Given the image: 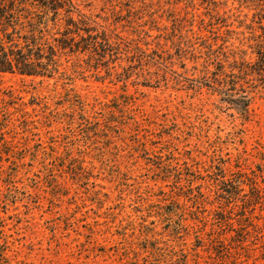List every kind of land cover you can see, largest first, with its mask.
Instances as JSON below:
<instances>
[{
  "label": "rangeland",
  "instance_id": "374dc122",
  "mask_svg": "<svg viewBox=\"0 0 264 264\" xmlns=\"http://www.w3.org/2000/svg\"><path fill=\"white\" fill-rule=\"evenodd\" d=\"M73 1L99 31H147L169 55L170 15L230 49L260 32L253 0ZM23 3L0 37L22 42L41 10ZM199 51L171 73L199 76ZM59 64L67 76L0 73V264H264V75L243 115L205 87L116 81L87 55Z\"/></svg>",
  "mask_w": 264,
  "mask_h": 264
},
{
  "label": "trees",
  "instance_id": "16d2710c",
  "mask_svg": "<svg viewBox=\"0 0 264 264\" xmlns=\"http://www.w3.org/2000/svg\"><path fill=\"white\" fill-rule=\"evenodd\" d=\"M38 2L41 8L40 13H37L38 18H33L36 15L34 12L32 16H30L32 13H27L28 33L21 35L22 42L15 41L8 35L4 38L0 37V73L18 72L27 76H53L54 73H58L67 76L66 70L59 69L61 54L87 55L89 68L97 71L100 66H105L107 75L114 77L116 81H127L135 74L137 78L145 80L144 86H150L149 84L154 80L159 84L163 81L165 85L171 82L173 86H185L194 91L205 87L220 95L222 102L234 107L243 115L247 114L249 104L254 97L256 88L254 90L253 88L256 85L251 87L253 80L264 75V2L259 3L258 0L253 2L258 9L256 15L259 17L257 22L260 32L256 28H250L252 31L251 36L247 38V48L238 46L230 49L226 45L229 41L227 38H221L219 44L216 40L212 43L207 38L196 36L190 29L193 19L187 24L178 23L175 17L170 15L173 31L169 40L176 55L165 54L167 50H159L160 43H157L158 48L150 49L148 47L150 43L146 40V36L149 35L144 30H136L137 38L123 36L113 31L108 32L106 29L99 31L98 25H89L87 21L89 18L80 14L73 0H38ZM27 5L29 8H26ZM35 5L23 3V0H0V25H21L23 11L33 10ZM62 10L66 13L65 25L52 33V30L59 25L51 27L48 24L50 22L57 24L61 20ZM147 11L152 13L150 5ZM76 12L81 16L79 20L73 17ZM128 12L132 11L128 10ZM229 18L227 16L221 22L225 24ZM183 26L189 27L185 29L186 35L182 32L185 28ZM167 41L168 39H165V44ZM242 42L240 41V44ZM198 48L199 52L202 48L203 60L199 76L187 78L176 71L171 73L172 69L168 64L172 62L173 56H177L182 61L194 60L198 56L194 55L191 58L186 54L189 52L192 54ZM248 49L253 59H247ZM123 60L126 62L124 66L121 64ZM116 64L121 67V71L111 73L110 70L115 68ZM192 69L197 70V67ZM79 71L73 66L72 73ZM184 79L189 83H184Z\"/></svg>",
  "mask_w": 264,
  "mask_h": 264
}]
</instances>
